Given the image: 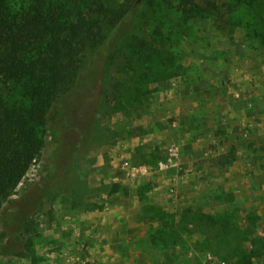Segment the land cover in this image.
Instances as JSON below:
<instances>
[{"label": "rangeland", "instance_id": "obj_1", "mask_svg": "<svg viewBox=\"0 0 264 264\" xmlns=\"http://www.w3.org/2000/svg\"><path fill=\"white\" fill-rule=\"evenodd\" d=\"M182 1L70 12L99 19L100 36L35 128L44 145L0 208V264H264V180L235 197L222 177L242 146L241 159L264 153V0H190L195 14ZM203 198L236 206L210 214ZM213 218L215 237L196 227Z\"/></svg>", "mask_w": 264, "mask_h": 264}, {"label": "trees", "instance_id": "obj_2", "mask_svg": "<svg viewBox=\"0 0 264 264\" xmlns=\"http://www.w3.org/2000/svg\"><path fill=\"white\" fill-rule=\"evenodd\" d=\"M36 1L17 7L0 0V208L44 145L36 126L46 123L52 103L75 78L86 44L100 36L99 19L71 16L84 0H67L71 9L62 0ZM187 2L182 13H198L195 5L185 8ZM255 35L264 39V31ZM16 85L13 97L9 89Z\"/></svg>", "mask_w": 264, "mask_h": 264}, {"label": "crops", "instance_id": "obj_3", "mask_svg": "<svg viewBox=\"0 0 264 264\" xmlns=\"http://www.w3.org/2000/svg\"><path fill=\"white\" fill-rule=\"evenodd\" d=\"M258 98H259V100H261V102H262V100H264V97L263 96H259ZM259 117L262 119V122H264V113L263 114L260 113L259 114ZM262 124H264V123H261V125ZM194 128H197V126H195ZM262 130L263 129H261V131ZM236 146L238 148V146H240V145H236ZM245 148H246V146H245ZM245 148H244V146H242L238 151H236V153H238V154L235 157V160L232 161L233 163H231V164L234 165V167H233L234 170L233 171H229L228 173H225L224 176H222L224 180H228V183H227L228 186H225V187L228 188L229 189V193H231L233 196L235 195V197L238 194L237 189H240L238 186L241 184V182H244L245 183L244 184L245 185L244 190H247V191L250 192V188H251L250 186H252L254 184L255 179H258V177H259V179H262V181L264 180V169L263 170H260L261 169V166H264V164H263L264 163V153L263 154H260L258 156L248 155L246 157V159L243 156L244 158L241 159L239 157V154L241 153L240 151L243 152V150H246L247 149V148L246 149ZM254 161H260V162L254 163ZM243 163L245 164V166H243ZM203 169H205V168H203ZM247 184H249V186H247ZM261 186L263 187V184ZM198 189H199V187H198ZM194 194H195L194 191H185L184 192L183 196H185V197H183V200L182 201H183V203L185 201H187V202L184 203L185 206L188 205V204H190V201H192V196ZM198 195H199L198 197L200 199V197H202V195L200 194V192H199ZM235 197H234V199L232 201H235ZM201 203H204V208H202V210L205 211V212H207V213H210V214L211 213L214 214V213L218 212V210H220V207L224 208V207L227 206V208H229V207L234 208L236 206L235 202H229V201L228 202H224L223 201L222 203H219V205L217 207H210V206L207 205L208 203L205 202V199L204 198H203V200H201ZM172 204L173 203H171V202H168L166 204V206H167L166 207V210L167 211L168 210L169 211H174L177 208V207H175L176 206L175 204H173V206H172ZM209 207L212 208V209H210ZM226 211H229V210H226ZM216 220H217L216 218H213V220H210L209 222H203L201 224V226H197L196 224L195 225L198 228H202V229L206 228V229H208L209 232H212V234H211L212 237H215V234H216L217 231L216 230L214 231L213 230V227L214 228L217 227V224L218 223L216 222ZM206 221H208V220H206ZM144 225H146V224H143L141 226H144ZM214 225H216V227ZM112 226L113 227H116L117 225L114 224ZM121 226L122 225L117 226V227L119 229H121ZM187 226L188 227H193L194 225L193 224H187ZM217 234H218V232H217ZM142 235H144V234L139 233L135 237H138L139 238ZM147 235L148 234L146 233V235H144V236H147ZM144 236H142V237H144ZM179 236L182 239H185V240L193 239V235H187L185 233H181V234H179ZM124 238H125V236H124ZM129 238H131V237H129ZM154 252H156V251H154Z\"/></svg>", "mask_w": 264, "mask_h": 264}, {"label": "water", "instance_id": "obj_4", "mask_svg": "<svg viewBox=\"0 0 264 264\" xmlns=\"http://www.w3.org/2000/svg\"><path fill=\"white\" fill-rule=\"evenodd\" d=\"M137 1H139V0H137Z\"/></svg>", "mask_w": 264, "mask_h": 264}]
</instances>
